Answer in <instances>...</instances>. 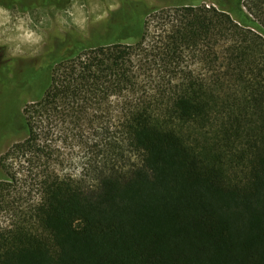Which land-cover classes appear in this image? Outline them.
Wrapping results in <instances>:
<instances>
[{
    "label": "trees",
    "instance_id": "1",
    "mask_svg": "<svg viewBox=\"0 0 264 264\" xmlns=\"http://www.w3.org/2000/svg\"><path fill=\"white\" fill-rule=\"evenodd\" d=\"M122 2L102 41L69 37L37 58L29 83L46 88L19 83V97L38 91L25 113L0 106V135L19 116L28 128L0 191L30 181L38 194L0 227V264H264V38L247 27L256 23L241 0ZM76 148L74 173L65 168Z\"/></svg>",
    "mask_w": 264,
    "mask_h": 264
},
{
    "label": "rangeland",
    "instance_id": "2",
    "mask_svg": "<svg viewBox=\"0 0 264 264\" xmlns=\"http://www.w3.org/2000/svg\"><path fill=\"white\" fill-rule=\"evenodd\" d=\"M132 1H141L145 4L146 9L150 10L191 3L213 5L212 0ZM110 3H118L119 7L112 11L109 9ZM122 4V0H70L64 9L50 6L26 11L15 6L12 8L0 6L7 9V15L0 14V42H2L0 43V65L13 70L16 64L11 62L12 58H21L27 61L34 59L55 51L61 45L60 42L69 37L83 43H98L110 35L109 20L121 8ZM241 4L242 9L250 15L258 28L247 27L264 38V0H241ZM105 12H107L106 16H104ZM102 16L103 19H98ZM24 32H31L32 40L23 39ZM9 48H19L23 51L24 56L10 55ZM22 60H20V65L23 63ZM37 93V89H34L24 91L20 95L19 106L22 112L25 113L26 107L30 105ZM117 105V99H112L109 107L114 111L117 109ZM52 125L54 126V136L58 135L56 133L63 125L57 121ZM27 139L28 128L22 123L20 116L15 118L11 129L0 135V181H7L12 177L19 163V158H16L19 153L17 147L25 144ZM76 149L74 153L69 150L76 157V161L73 165L65 168H70L74 173L80 169L78 158L82 156L78 151L79 148ZM29 183L30 181L24 184L22 182L10 184L8 189L0 191V227L11 222L14 207L17 211L18 206L25 205L37 197V190L28 186Z\"/></svg>",
    "mask_w": 264,
    "mask_h": 264
},
{
    "label": "flooded vegetation",
    "instance_id": "3",
    "mask_svg": "<svg viewBox=\"0 0 264 264\" xmlns=\"http://www.w3.org/2000/svg\"><path fill=\"white\" fill-rule=\"evenodd\" d=\"M143 5L145 7L144 3ZM0 6H2V4H0ZM37 58L38 57L28 61L22 60L21 58H12L11 62L16 64L13 70L0 65V106H5L7 108L10 107L12 109L19 108V93H21V91L18 90V86L19 83L23 80L28 81V87L31 89L38 87L40 92H43L45 90V81H40L39 83H36L37 85H35L33 81L32 84L29 83V79L37 75L41 66V62ZM20 60L23 61L21 65Z\"/></svg>",
    "mask_w": 264,
    "mask_h": 264
},
{
    "label": "clouds",
    "instance_id": "4",
    "mask_svg": "<svg viewBox=\"0 0 264 264\" xmlns=\"http://www.w3.org/2000/svg\"><path fill=\"white\" fill-rule=\"evenodd\" d=\"M118 7H119L118 3H110L109 4V9L112 11H115ZM0 14L7 15V9L0 7ZM106 15H107V12L104 13V16H106ZM103 18H104L103 16L98 17V19H103ZM32 36H33V34L31 32H24L23 39L30 41V40H32ZM0 43H2V42H0ZM8 52L12 56H24L23 51H21L19 48H15V49L9 48Z\"/></svg>",
    "mask_w": 264,
    "mask_h": 264
}]
</instances>
